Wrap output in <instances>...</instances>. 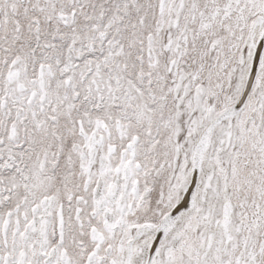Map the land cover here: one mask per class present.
Returning a JSON list of instances; mask_svg holds the SVG:
<instances>
[{"label":"snow or ice","instance_id":"6c2138e0","mask_svg":"<svg viewBox=\"0 0 264 264\" xmlns=\"http://www.w3.org/2000/svg\"><path fill=\"white\" fill-rule=\"evenodd\" d=\"M0 264H264V0H0Z\"/></svg>","mask_w":264,"mask_h":264}]
</instances>
